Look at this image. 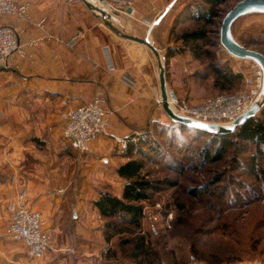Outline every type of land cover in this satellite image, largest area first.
Listing matches in <instances>:
<instances>
[{
	"label": "crops",
	"instance_id": "0c3cea01",
	"mask_svg": "<svg viewBox=\"0 0 264 264\" xmlns=\"http://www.w3.org/2000/svg\"><path fill=\"white\" fill-rule=\"evenodd\" d=\"M14 1L29 2L30 19L45 18L46 24L39 28L0 17V23L18 27L23 42L43 41L35 50L26 47L27 57H14L10 69L0 70V264L119 263L100 255L108 223L93 204L102 190L116 196L122 190L116 168L127 159L113 136L127 137L148 125L149 118L167 115L155 106L161 96L159 70L148 51L105 20L122 25L132 19L153 29L171 2L128 0L131 12L123 16L115 7L126 0H97L95 6L101 4L106 16L83 0ZM76 33L81 37L74 42ZM166 86L170 91L167 80ZM99 88L107 93L103 108L109 127L94 140L79 169L62 137V114L90 100ZM21 194L30 208L43 213L52 237V248L41 260L4 235L10 205Z\"/></svg>",
	"mask_w": 264,
	"mask_h": 264
},
{
	"label": "rangeland",
	"instance_id": "374dc122",
	"mask_svg": "<svg viewBox=\"0 0 264 264\" xmlns=\"http://www.w3.org/2000/svg\"><path fill=\"white\" fill-rule=\"evenodd\" d=\"M239 1L227 0L220 5L218 17L208 26L189 20L185 14L188 5L196 6L202 0H176L153 29L142 21L131 19L129 23L116 25V21L108 19L118 26V31L143 38L151 34L160 57L143 47L154 62L155 71L165 63L169 90L189 104H198L217 94L244 90L243 76H254L257 64L252 59L227 54L219 42L221 22ZM115 9L123 16L127 13V7ZM198 28H205L208 33L206 40L198 41L203 51L197 59L178 38L183 32ZM230 30L239 44L264 55V13H242L232 22ZM211 63L230 67L241 74V81L220 90ZM155 106L158 113L166 114L161 105ZM164 117H151L148 121L159 118L162 123L149 121L146 125L148 140L157 152L142 144L146 156H136L144 160L142 176L156 183L158 190L150 191V199L141 203L144 216L139 226L104 218L110 225L103 234L104 250L100 255L119 260L116 264H264V177L256 178L247 170V160L254 148L235 140L221 159L204 160L201 148L209 137L194 138ZM116 148L120 152L117 143ZM72 151L75 167L80 169L91 151L83 154ZM241 164L243 167H239ZM259 166L264 168V162ZM193 189L197 193H192ZM142 241L140 250L138 244Z\"/></svg>",
	"mask_w": 264,
	"mask_h": 264
},
{
	"label": "built area",
	"instance_id": "2783aa9c",
	"mask_svg": "<svg viewBox=\"0 0 264 264\" xmlns=\"http://www.w3.org/2000/svg\"><path fill=\"white\" fill-rule=\"evenodd\" d=\"M96 5L97 0H88ZM119 8L128 7L129 2L119 3ZM98 5V4H97ZM29 2L16 3L14 0H0V17L11 16L15 20L28 21L31 25L44 28L45 18L32 21L28 14ZM99 7V6H98ZM114 9V8H113ZM116 10V9H115ZM81 34L76 33L72 41L80 39ZM43 45L41 39L23 42L19 36L18 27L9 23H0V70L11 68L14 57L25 58L28 56L26 47L35 50ZM107 68L113 69L112 63ZM244 90L230 93H221L206 98L198 104H189L179 99L176 94L167 98V106L175 114L188 117L193 120L208 124L230 126L237 117L245 113L258 97L263 74L259 65L254 69V76L244 75ZM107 93L103 89H96L93 97L79 106L67 108L62 114V137L77 153H88L94 140L100 135L107 134L109 127L107 112L103 103ZM156 103L162 106L161 96L157 97ZM163 107V106H162ZM150 123L162 121L158 118L150 119ZM140 132L133 131L127 137L113 136L120 152L125 153L130 143H137ZM9 220L5 227V236L13 241L24 245L26 254L35 260H41L51 247V236L44 228L43 213L30 208L24 199V195L17 197V202L9 208ZM172 217H168L170 220Z\"/></svg>",
	"mask_w": 264,
	"mask_h": 264
},
{
	"label": "trees",
	"instance_id": "16d2710c",
	"mask_svg": "<svg viewBox=\"0 0 264 264\" xmlns=\"http://www.w3.org/2000/svg\"><path fill=\"white\" fill-rule=\"evenodd\" d=\"M202 1L203 3L196 6L188 5L185 11L186 17L196 23H202L203 26L212 25L215 18L218 17L219 6L227 2V0ZM207 33L205 28L192 29L183 32L178 39L183 45L189 46L192 54L198 59L203 51L200 49L202 46L198 45V41L206 40ZM171 54L172 51H169L168 56H171ZM210 68L213 74L216 75L215 84L220 90L232 88L235 83H239L242 79L241 74L234 73L230 67L228 68L222 64L211 63ZM171 121L173 125L177 124L180 129L187 130L194 138L209 137L207 143L201 148V155L207 161L212 162L221 159L228 148L234 144L235 140L251 145L254 149L247 160V170L256 178L259 175H261V178L264 177V168L259 166V164L264 162V106L256 115L248 118L245 123L240 125L231 135L209 133L187 125H181L173 120ZM139 131L141 137L138 142L130 143L124 153L127 160L116 168L117 175L124 181L120 196L113 195L108 190H102L99 192L98 199L93 202L103 218H116L134 226H139L144 216L141 203L150 199V191L158 190L156 183L142 176L144 160L136 157L146 156V153L141 149L142 144L150 145L156 152L157 149L148 140V127H143ZM177 139L180 140V137ZM241 166L243 167L242 164L239 165V167ZM191 192L197 193L194 189ZM109 225L110 223L107 226ZM143 245L144 241L138 244V248L142 250Z\"/></svg>",
	"mask_w": 264,
	"mask_h": 264
},
{
	"label": "water",
	"instance_id": "95a60500",
	"mask_svg": "<svg viewBox=\"0 0 264 264\" xmlns=\"http://www.w3.org/2000/svg\"><path fill=\"white\" fill-rule=\"evenodd\" d=\"M86 5L89 7H92L93 9H97L100 14H104L108 16L107 11L102 7H96L93 4H90L88 0H83ZM176 0H173L168 7L163 11V14L168 11L170 7L175 4ZM261 12L264 13V0H241L238 3H236L230 10L227 11L225 14V17L223 18L221 25H220V37L219 42L224 47L227 53H229L231 56L236 57L238 59L243 58H249L252 59L259 67L261 68L262 74H263V83L261 87V91L256 98V100L252 103V105L239 117L236 118V120L230 124V126H221V125H214V124H208L204 122H200L197 120L190 119L188 117L184 118L177 114H175L172 110H170L169 106H167V98L175 96L174 91H168L166 86V76H165V63L160 64L159 66V79H160V91H161V98H162V106L163 109L167 115V117L170 120H173L175 122H178L181 125L189 126L196 128L198 130H203L205 132L209 133H224L229 134L236 130L240 125L245 123L248 118L256 115L260 109L264 106V55L261 52H257L246 45L239 44L234 38L230 30V26L232 22L242 15V13L245 12ZM126 12L130 13L131 8H128ZM107 25H110L112 29L119 33L123 38L126 37L136 43L143 44L144 46L148 47L150 51L156 55L157 57H160L159 49L156 47L155 44L151 41V34H149L145 38L137 37L128 33H123L118 31L110 21L105 20ZM155 25V22L152 24V27Z\"/></svg>",
	"mask_w": 264,
	"mask_h": 264
}]
</instances>
